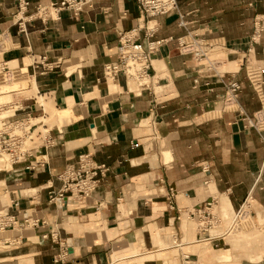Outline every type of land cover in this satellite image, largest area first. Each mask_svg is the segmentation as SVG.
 <instances>
[{"label": "crops", "instance_id": "crops-1", "mask_svg": "<svg viewBox=\"0 0 264 264\" xmlns=\"http://www.w3.org/2000/svg\"><path fill=\"white\" fill-rule=\"evenodd\" d=\"M28 1L19 22L14 0H0L2 58L28 76V112L50 121L54 145L41 150L46 162L34 170L28 162L0 170V195L14 217L0 226V264H264V245L235 247L247 238L234 236L201 241L191 216L211 198L228 213L248 198L254 226L262 229L264 219V132L223 109L216 73L172 41L152 54L146 89L102 74L121 34L145 42L146 27L153 40L192 32L215 46L218 72L241 83L238 102L251 116L264 110V40L248 44L264 0H177L179 13L156 18L142 15L135 0H95L77 18L65 11L48 20L32 14L53 0ZM138 24L144 28L132 31ZM42 57L55 68H33ZM81 153L109 172L83 200L50 203L48 191L61 184L56 176ZM61 242L67 255L55 262Z\"/></svg>", "mask_w": 264, "mask_h": 264}, {"label": "built area", "instance_id": "built-area-1", "mask_svg": "<svg viewBox=\"0 0 264 264\" xmlns=\"http://www.w3.org/2000/svg\"><path fill=\"white\" fill-rule=\"evenodd\" d=\"M95 0H53L46 5H36L33 16L41 20L58 19L62 12H69L73 18H77L90 6ZM15 14L19 16L17 21H22V16L26 13L30 2L28 0H14ZM137 8L142 15L156 18L159 16L179 13L177 0H135ZM179 24L185 27L186 23L181 19ZM20 25V24H18ZM144 27L137 25L132 31H140ZM124 33L120 36L119 45L116 48L115 60L103 65V78L105 80H114L123 75L126 82L134 84L137 89L143 90L148 87V78L152 69L151 56L164 43L176 42L178 53L190 55L196 62L206 64L207 70L216 73L218 82L222 85L224 92L222 95V106L224 110L232 111L237 114L243 122L245 128L254 129L258 134L264 132V110H259L253 115H247L239 105L238 99L241 91V83L234 79H225L224 74L218 72L215 66L221 62L211 58L214 53V47L211 43L192 32H186L185 35L177 38L168 37L166 39L153 40V28H145V42H138L130 35ZM264 40V14L257 15L253 20V30L248 44L251 49L259 41ZM6 47V38L0 36V96L12 94L15 91L6 90L11 84H16L18 80H13L19 73L12 69L7 62L3 60V54ZM41 61H34L32 67L37 69L42 66L43 71L53 70L55 67L51 64H43ZM216 70V71H215ZM194 84L199 83L196 78ZM205 86L211 85L210 81H204ZM15 94V93H14ZM20 94V93H17ZM32 100L31 97L13 96L8 100H0V158L8 162L9 166L28 162L26 169L34 170L37 166L45 164V156L41 150L46 151L54 145V140L50 130L44 125L39 126V122L28 111L29 104L26 101ZM34 103L35 100H34ZM42 127V130L39 128ZM109 172V167L105 164L96 163L89 153H81L75 165H67L56 176L61 183L58 190L50 189L48 191V201L55 203L70 197L73 200L81 201L88 197L99 185L100 181ZM170 196L175 194L173 188L169 189ZM17 205V202H15ZM216 200L211 198L206 201L202 207L191 212V216L196 219L197 230L201 241L212 242L215 245L223 241L226 236L236 234L245 230L246 225H254L252 205L246 198L239 208L226 214L224 210H215ZM7 220L0 221L1 227L12 226L13 216H1ZM28 224V220H25ZM40 220L34 219L32 226H36ZM43 223V221H42ZM250 226V227H251ZM248 228V227H247ZM52 241H55L53 233L50 234ZM61 250L54 257V261H62L67 255V249L63 242L60 243ZM188 260V256H184Z\"/></svg>", "mask_w": 264, "mask_h": 264}, {"label": "rangeland", "instance_id": "rangeland-1", "mask_svg": "<svg viewBox=\"0 0 264 264\" xmlns=\"http://www.w3.org/2000/svg\"><path fill=\"white\" fill-rule=\"evenodd\" d=\"M0 62H1V57H0ZM221 69H223V67H220ZM1 80V78H0ZM13 80H18V82H16V84H11L10 87L6 88V90H12L15 91L12 94H5L3 97L0 96V100H8L10 98H12L13 96H31L33 95V91H31L30 86H28L26 89L23 88L22 83L26 80H28V76H17L15 79ZM15 93V94H14ZM20 93V94H17ZM34 122H39V126L41 124L47 125V128L49 127L48 124L50 123L49 120H47L46 118H41V119H37ZM43 128L40 127L39 130H42ZM3 166H2V165ZM10 168L9 163L8 162H4L1 161L0 162V170L2 169H8ZM2 198V199H1ZM3 196L0 195V217L6 215L7 213V206H8V201L5 199ZM223 210L226 211V208L223 207ZM226 214H228V212H225ZM259 222H261V226L262 229H264V219L259 218L258 220ZM250 225H246L245 226V230H242L241 232H238L236 234H232L230 236H234L236 238H244L246 239L245 241H243L242 243H239V241L235 242L233 246H238V247H242V248H252L254 246H257L259 244L264 245V240L259 241L257 239L256 236H264V230H262L260 227H255L254 225H252L251 227ZM248 227V228H247ZM262 231V232H261ZM250 236H255L254 238H250ZM264 258V257H262ZM254 260H259V258L254 259Z\"/></svg>", "mask_w": 264, "mask_h": 264}, {"label": "bare ground", "instance_id": "bare-ground-1", "mask_svg": "<svg viewBox=\"0 0 264 264\" xmlns=\"http://www.w3.org/2000/svg\"><path fill=\"white\" fill-rule=\"evenodd\" d=\"M24 84V82L22 83V85ZM42 106V105H41ZM2 160H1V158H0V162H1ZM2 165V164H1ZM3 166V165H2ZM2 199V198H1ZM5 200V199H4ZM1 204V203H0Z\"/></svg>", "mask_w": 264, "mask_h": 264}]
</instances>
